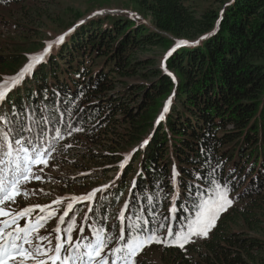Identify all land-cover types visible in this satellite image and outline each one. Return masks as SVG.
Listing matches in <instances>:
<instances>
[{"label":"trees","instance_id":"trees-1","mask_svg":"<svg viewBox=\"0 0 264 264\" xmlns=\"http://www.w3.org/2000/svg\"><path fill=\"white\" fill-rule=\"evenodd\" d=\"M130 1L150 17V26L122 15L93 16L79 25L76 20L74 30L8 94L0 111H10L12 104L52 109L58 100L65 123L56 126L64 138L71 125L114 136L129 153L138 149L125 169L118 167L122 159L112 165L119 179L103 193L106 199L97 193L90 224L111 230L125 201V215L134 217L150 208L145 195L158 192L167 198L156 197L153 206L168 215L175 166L178 206L187 199L191 207L195 197H189V186L193 193L195 185L206 191L213 178L227 182L237 205L220 216L206 239L162 251L170 259L164 264H264V0H214L216 8L201 12L186 0ZM37 3L0 0V10L17 9L30 22L40 16ZM177 39L189 44L164 59L171 75L140 57L158 47L171 50ZM13 45L0 53V73L14 74L26 61L25 44L5 48ZM136 76L148 82L122 80ZM60 112L52 115L59 119ZM144 140L149 143L141 148Z\"/></svg>","mask_w":264,"mask_h":264},{"label":"snow or ice","instance_id":"snow-or-ice-1","mask_svg":"<svg viewBox=\"0 0 264 264\" xmlns=\"http://www.w3.org/2000/svg\"><path fill=\"white\" fill-rule=\"evenodd\" d=\"M98 14L102 12L93 13ZM73 30L69 29V32ZM68 34L64 33L53 41L46 42L39 53L29 54L28 62L19 72L0 78V106L8 102V94L26 77L32 75L37 65L45 62L52 48L61 44ZM200 39L206 37L202 36ZM188 44L186 40H177L164 59L167 60L176 49ZM162 68L171 75L163 62ZM54 103L57 106L52 109L48 105L18 108L12 104L10 111H0V264H137L140 253L152 244L184 250L185 246L194 243L195 239L206 238L216 227L221 214L233 204L227 182L221 184L213 178L210 179L206 191L200 185H195L196 191L193 193V186H189V197H195L191 201V207L188 206L187 199L184 204L178 206L176 201L179 199V173L173 166L172 184L176 192L170 201L169 214L161 215L153 206L156 197L166 199V195L161 196L159 192L156 197L145 195L150 208L137 210L134 217L126 216L129 202L125 201L117 217L119 224L113 225L111 230L104 225L88 224L90 235H85V226L81 224L78 234L73 238V232L77 229L78 209L75 205L95 201L97 193H101V199H106L103 193L114 186V182L82 196L58 197L50 205H29L18 210L13 208L12 205L17 203L16 197L26 199L29 196L26 185L45 179L44 169L50 166V161L54 159V153L57 151L54 141L64 138L65 133L61 127L56 126L65 123L63 113L60 112L59 101ZM170 103L171 97L165 103L163 113L168 111ZM53 112H60V118L52 115ZM163 113L157 123L164 119ZM68 115H72L71 111ZM68 127L69 136L72 131L83 130L72 128L71 125ZM51 133H54V136L50 135ZM148 143V140H144L140 147L143 148ZM137 150L133 149V153ZM133 153L126 154L119 163L121 170L125 169ZM41 165L43 167H40ZM119 176L120 174L117 179ZM136 187V181L133 180L132 189ZM132 189L129 190L130 195H133ZM64 200L70 202L58 217V224L53 230L55 236L53 237L52 232L41 235L40 230L49 219L56 216L57 209H54L53 205H60ZM88 211H94L91 204ZM180 212L193 214L181 218L178 215ZM34 213L37 214L33 215ZM148 216H151V219ZM84 219L87 221V214Z\"/></svg>","mask_w":264,"mask_h":264},{"label":"rangeland","instance_id":"rangeland-1","mask_svg":"<svg viewBox=\"0 0 264 264\" xmlns=\"http://www.w3.org/2000/svg\"><path fill=\"white\" fill-rule=\"evenodd\" d=\"M186 1L191 2L198 12L205 10L207 7L216 8L218 6L214 0ZM35 8L40 16L38 19L30 18V22L22 18L23 15L17 9L0 10V53L11 51L14 48V45L9 46V49L5 48L8 43H24L25 48H27L26 61L18 68L16 73L28 62L27 57L29 54L39 53L45 47L46 42L53 41L56 37L68 33L69 29H73L75 24L79 25L81 24L80 21H86L93 16L122 15L140 19L147 26H150V17L139 11L137 6L130 0H40ZM99 12H102V14L93 15V13ZM55 46L51 52L54 51ZM169 51L164 47H158L154 51L147 52V54H141L140 57L154 60L155 66L162 65ZM14 74L2 72L0 78ZM122 80L129 85H143L148 82L145 78L137 76L122 78ZM54 143L57 151L54 153V159L50 161V166L44 169L45 179L43 181H33L26 185L29 196L26 199L20 196L16 197L17 203L12 205L13 208L18 210L29 205H50L58 197L82 196L93 189L112 184L117 177V172L113 170L112 165L120 159L123 160L130 150L127 148L122 149L118 145V139L114 136L104 135L99 137L86 133L84 130L72 131L71 136L68 135ZM66 145H71V147H66ZM112 157H116L113 164H111ZM40 167H43V165ZM229 196L234 202L227 210L237 205L233 195L229 194ZM69 202L70 200H64L60 205H53V208L57 209L56 216L49 219L45 227L40 230L41 235L52 232L53 237L55 236L53 230L58 224V217L63 213ZM90 204L91 202H83L75 205L78 211L76 213L77 229L73 232L74 239L81 224L85 226L84 234L90 235L88 229L90 222L88 219L87 221L84 219L86 214L89 217L91 213L88 211ZM115 212V210H112L111 213ZM105 222L111 224L112 218H106ZM206 238H197L194 243H199ZM53 243H55L54 239ZM164 250H171V247L158 244L146 247L137 257V264H164L163 259L165 261L170 260L168 257L161 255Z\"/></svg>","mask_w":264,"mask_h":264}]
</instances>
